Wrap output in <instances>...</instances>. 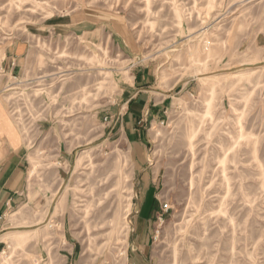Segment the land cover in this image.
<instances>
[{"label":"rangeland","instance_id":"obj_1","mask_svg":"<svg viewBox=\"0 0 264 264\" xmlns=\"http://www.w3.org/2000/svg\"><path fill=\"white\" fill-rule=\"evenodd\" d=\"M144 66L167 109L138 148ZM11 136L0 264H139L142 212L144 264H264V0H0V164Z\"/></svg>","mask_w":264,"mask_h":264},{"label":"crops","instance_id":"obj_2","mask_svg":"<svg viewBox=\"0 0 264 264\" xmlns=\"http://www.w3.org/2000/svg\"><path fill=\"white\" fill-rule=\"evenodd\" d=\"M150 75L151 73L147 66L136 69V75L129 86L132 94H127L129 96L123 106L125 118L122 119L120 124L121 133L138 148L143 146L146 126L156 123L165 114V109H167L166 99L157 102L158 99L149 94L147 86ZM9 140V144H7L9 150L0 164V216L6 214L8 210L19 202L26 181L23 148L17 146L16 139L13 136L9 137ZM140 216L144 217V220L140 224H136L135 234L132 236L131 255L135 253L139 264H144L146 242L148 240L145 228L146 212L140 213L138 217ZM146 218L148 219V217ZM133 258L135 259L136 257Z\"/></svg>","mask_w":264,"mask_h":264},{"label":"bare ground","instance_id":"obj_3","mask_svg":"<svg viewBox=\"0 0 264 264\" xmlns=\"http://www.w3.org/2000/svg\"><path fill=\"white\" fill-rule=\"evenodd\" d=\"M18 4H19V0H18ZM15 5V4H14ZM16 6V5H15ZM17 7V6H16ZM245 66V65H244ZM234 70V69H233ZM230 71V70H229ZM251 71V70H250ZM249 70H243V71H241L240 73H231V72H229L228 74H227V76H231L230 78H232L234 81H235V79H239V78H241V79H244V77H247V76H251V72H250ZM216 72V71H215ZM249 74V75H248ZM219 75H221V74H216V73H214V72H211V73H201V74H195L194 76H192L191 78H195V79H199L200 81H212V79H216V78H218V76ZM249 78V77H248ZM217 81V80H216ZM218 82V81H217ZM237 84V83H236ZM236 84H235V86L234 87H236ZM89 94V93H88ZM91 94V93H90ZM193 138V137H192ZM195 140V139H194ZM191 142V141H190ZM194 143V142H193ZM190 146V149H191V151L193 152V155H195V151H194V147H193V144L191 143V145H189ZM236 150V149H235ZM234 150V151H235ZM224 157H226V155L224 156ZM194 159V158H193ZM227 159V158H226ZM207 160V159H206ZM220 161V160H219ZM222 161V160H221ZM227 161V160H226ZM225 162V161H224ZM234 162V161H233ZM194 163V162H193ZM221 163H223V161L221 162ZM192 164V163H191ZM204 165V164H203ZM33 166H34V168H35V164H33ZM191 167H193V164L191 165ZM205 168H206V166H205ZM224 168H226V167H224ZM226 170H228L227 168H226ZM204 173H206L205 171H204ZM204 173H203V175H204ZM226 173V172H225ZM226 175V174H225ZM193 176V175H192ZM223 176V175H222ZM229 178V177H228ZM232 179V178H231ZM228 180V179H227ZM212 182V181H211ZM212 184V183H211ZM228 184H230V183H228ZM230 186V185H229ZM209 189V188H208ZM229 189V188H228ZM88 226V225H87ZM3 260H5V261H7V258H5L4 257V259Z\"/></svg>","mask_w":264,"mask_h":264},{"label":"built area","instance_id":"obj_4","mask_svg":"<svg viewBox=\"0 0 264 264\" xmlns=\"http://www.w3.org/2000/svg\"><path fill=\"white\" fill-rule=\"evenodd\" d=\"M3 217H4L3 215H2V216H0V221H2V220H3Z\"/></svg>","mask_w":264,"mask_h":264}]
</instances>
